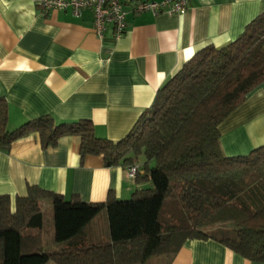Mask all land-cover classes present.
I'll use <instances>...</instances> for the list:
<instances>
[{
	"label": "trees",
	"instance_id": "16d2710c",
	"mask_svg": "<svg viewBox=\"0 0 264 264\" xmlns=\"http://www.w3.org/2000/svg\"><path fill=\"white\" fill-rule=\"evenodd\" d=\"M264 82V12L240 36L205 46L161 86L129 134L99 137L89 119L52 115L9 129V105L0 97V150L38 133L43 148L62 137L80 138L81 161L103 156L107 167L137 166L139 184L129 199L110 191L106 201L29 185L14 201L0 194V264H145L178 253L188 240H217L243 257L264 262V145L229 157L220 125ZM144 158L142 165L137 161ZM53 206L54 237L63 248L45 251L41 201ZM105 211L110 239L88 242L86 227ZM223 228L208 230L216 225ZM234 225L233 234L226 225ZM29 230H37L30 233Z\"/></svg>",
	"mask_w": 264,
	"mask_h": 264
},
{
	"label": "crops",
	"instance_id": "0c3cea01",
	"mask_svg": "<svg viewBox=\"0 0 264 264\" xmlns=\"http://www.w3.org/2000/svg\"><path fill=\"white\" fill-rule=\"evenodd\" d=\"M126 9L124 35L117 39L108 32L100 38L91 9L75 16L71 8L44 12L39 0H0V97L9 105V129L52 115L62 122L89 119L99 137L125 138L158 89L185 62L205 46L220 47L237 39L264 12V0H192L185 15L173 16L135 14L130 2ZM220 131L229 157L264 145V82L222 122ZM79 148L76 135L48 148L42 147L38 133L18 139L9 151L0 150V194L9 195L14 208L29 185L96 203L106 201L110 191L129 199L136 190L151 186L137 183L126 167H107L103 156L88 155L81 161ZM143 162V157L137 161ZM45 201L51 200L41 201L44 244V205L50 209ZM85 231L88 242L108 241L105 211ZM63 246L57 243L51 250ZM145 264L264 262L247 259L217 240L195 239L186 241L178 253L152 257Z\"/></svg>",
	"mask_w": 264,
	"mask_h": 264
},
{
	"label": "built area",
	"instance_id": "2783aa9c",
	"mask_svg": "<svg viewBox=\"0 0 264 264\" xmlns=\"http://www.w3.org/2000/svg\"><path fill=\"white\" fill-rule=\"evenodd\" d=\"M127 2L131 3L135 14L151 12L154 15L164 13L173 16L185 15L191 7L192 0H39V7L44 12L71 8L75 16H81L83 11L91 9L97 35L103 38L110 32L113 37L119 39L127 30ZM127 171L129 176L134 178L138 167L131 166Z\"/></svg>",
	"mask_w": 264,
	"mask_h": 264
},
{
	"label": "rangeland",
	"instance_id": "374dc122",
	"mask_svg": "<svg viewBox=\"0 0 264 264\" xmlns=\"http://www.w3.org/2000/svg\"><path fill=\"white\" fill-rule=\"evenodd\" d=\"M45 204H49L50 209H48L47 205H44V213H45V225H44V232H45V244H44V250L48 251L51 250V247L54 246L55 244H57V242L55 241V239H53L54 241H52L53 243H55L54 245L51 244V238L54 237V219H53V206H52V202L51 201H45ZM218 228H223V225H216V226H211L209 228H207L208 230H214V229H218ZM226 228L229 230L228 233L233 234L234 231H232L234 229V225L228 224L226 225ZM59 244V243H58ZM159 257V256H158ZM46 264H54L52 261H49Z\"/></svg>",
	"mask_w": 264,
	"mask_h": 264
}]
</instances>
